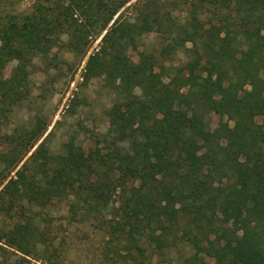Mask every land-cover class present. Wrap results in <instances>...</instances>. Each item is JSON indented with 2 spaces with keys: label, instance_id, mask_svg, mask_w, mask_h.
Masks as SVG:
<instances>
[{
  "label": "trees",
  "instance_id": "trees-1",
  "mask_svg": "<svg viewBox=\"0 0 264 264\" xmlns=\"http://www.w3.org/2000/svg\"><path fill=\"white\" fill-rule=\"evenodd\" d=\"M79 1L85 6L69 0L62 21L53 18L56 26H70L74 12L85 8L102 31L129 0ZM165 5L180 9L184 21ZM135 14L111 25L85 66L86 81L101 78L115 95L103 137L108 151L87 155L72 137L58 155L42 141L23 162L39 135L0 131V186L10 177L0 194L9 210L71 198L73 216L99 213L120 194L115 212L131 222L114 217L109 229L136 264L148 250L152 258L180 245L191 250L182 264H201L204 245L216 264H264V179L240 162L264 152V0H144ZM47 21L27 15L21 24L12 17L0 27V120L15 100L3 70L13 60L24 70L34 34ZM150 32L161 35L165 58L191 45L167 82L152 56L137 65L125 55ZM76 36L78 42L82 35ZM210 107L232 126L206 130ZM25 219L16 250L28 256L43 244L35 219ZM231 219L236 228L225 224Z\"/></svg>",
  "mask_w": 264,
  "mask_h": 264
},
{
  "label": "rangeland",
  "instance_id": "rangeland-1",
  "mask_svg": "<svg viewBox=\"0 0 264 264\" xmlns=\"http://www.w3.org/2000/svg\"><path fill=\"white\" fill-rule=\"evenodd\" d=\"M143 1L129 0L101 31V20H90L89 15L93 12H87L85 8L74 12L70 26L66 23L62 28L56 26L53 18L58 16L62 21V11L69 0H0V27L12 17L20 24L27 15L48 18L34 34L29 62L24 70H17L20 66L17 60L10 61L3 70V79L12 86L15 100L6 117L0 120L1 133L20 130L22 134L30 133L29 136L32 133L39 135L23 162L42 141L49 153L58 155L72 137L87 155H102L108 151L109 143L103 137L108 130L107 111L115 95L101 78L86 81L85 66L89 56L99 49L111 25L123 19L131 22ZM78 2L85 6L82 1ZM164 8L177 22L184 21L185 14L180 9L167 5ZM78 34L82 38L77 42ZM162 45L161 35L150 32L142 35L134 46H128L125 55L137 65L152 56L157 61L155 71L167 82L173 69L187 61L186 49L191 45H185L167 58L160 54ZM133 93L139 96L140 89L136 88ZM256 122L262 123V118L257 117ZM226 124L232 126V122H226L225 116L214 108L204 112L206 130L215 133ZM240 162L252 167L257 179H264V152L250 153L240 158ZM8 179L1 184L0 192ZM3 197L0 194V264H136L127 256L124 241L112 240L109 229L114 217L131 222L129 215L115 212L121 201L120 194H116L114 202L99 213L85 214L79 210L76 216L70 213L71 198L52 199L45 204L19 201L21 208L15 206L9 210L8 198ZM24 217L33 218L37 223L38 239L43 244L37 254L27 256L16 250L25 238ZM225 224L233 228L238 225L233 219ZM190 253L187 246L180 245L151 258L148 250L141 263L182 264ZM201 255V264H216L212 247L204 245Z\"/></svg>",
  "mask_w": 264,
  "mask_h": 264
}]
</instances>
